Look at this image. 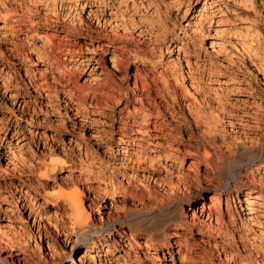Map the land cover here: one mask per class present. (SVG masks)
<instances>
[{
  "label": "clouds",
  "instance_id": "clouds-1",
  "mask_svg": "<svg viewBox=\"0 0 264 264\" xmlns=\"http://www.w3.org/2000/svg\"><path fill=\"white\" fill-rule=\"evenodd\" d=\"M194 2L0 0L30 33L0 30L14 106L0 99V250L38 264L46 241L45 264H60L57 240L78 228L54 194L73 191L79 230L99 233L86 264H264V161L237 168L226 192L214 183L238 145H264V110L231 99L240 50L222 53L236 45L214 24L256 31L264 51V0H205L184 25ZM193 191L214 194L196 215ZM141 210L152 226L133 219Z\"/></svg>",
  "mask_w": 264,
  "mask_h": 264
},
{
  "label": "rangeland",
  "instance_id": "rangeland-1",
  "mask_svg": "<svg viewBox=\"0 0 264 264\" xmlns=\"http://www.w3.org/2000/svg\"><path fill=\"white\" fill-rule=\"evenodd\" d=\"M211 2V0H209ZM205 7V0H199V3H193L192 9L187 13V17L184 18L183 24L188 25L189 23L195 24L198 14ZM88 10L86 9L85 12ZM181 12L184 9H180ZM214 27H217L218 31L223 32L222 39L230 40L233 44L236 45V48H232L231 45H223L221 47V52L226 55H232L236 49L240 50V60L233 65L232 75L236 81L235 86L232 87V96L231 99L236 100L237 98L241 101L246 102L248 105L252 106L251 111H254L257 117L260 116L261 111L264 110V71H261V68L264 67V51L261 50L259 46L260 35L257 34L254 30H233L230 26L225 25L223 29H220L217 25L214 24ZM0 30L7 31H16L19 35L21 41L25 39L26 33H28V25L21 23L16 17V11L14 9L7 12L0 11ZM43 34V33H41ZM214 43L212 39H207L204 41V46L211 51V45ZM180 44V39L177 38L172 41L173 47H178ZM219 54V53H218ZM37 57L35 54H32L31 59L35 60ZM236 57L233 56V60ZM111 63L109 62V67ZM21 75L23 71L21 70ZM223 79V77H221ZM192 91L191 88L188 89ZM33 95L36 96L37 93L35 90H31ZM199 96H196L195 99H199ZM0 99H3L9 107H14L10 96L3 94V88H0ZM46 103V97L43 98ZM20 106V100L17 99L15 107ZM19 114V113H18ZM71 114V113H70ZM87 134V132H86ZM11 136V134H9ZM249 149V150H246ZM0 151H3L0 149ZM238 159L232 161L226 165L225 169L221 171L219 176L215 179L214 183L217 185H223V191H228L230 185L235 180L236 169L245 166L247 164H253L257 160L264 161V145L251 147L249 145H238L237 146ZM261 152V153H260ZM0 163H7L6 160L0 161ZM55 167V164L53 165ZM56 199H64L72 207V223L79 226V223L82 224V221L85 219V214L83 208L81 207L80 211L83 213V218L81 222L77 221L75 212V203L71 196H77L73 191H60L54 194ZM188 198L194 201V206L191 209V214L196 215L197 207L203 209L209 207L214 194L209 196L205 200L201 194L197 191L190 192ZM221 207L226 208L227 202L226 199L221 203ZM181 211H187V209H181ZM28 217V213H25V218ZM135 219V217L133 218ZM136 220L139 223H144L147 226H152L155 222L153 218L150 217L149 213L141 210L136 215ZM89 227V226H88ZM79 231V228H78ZM78 231L74 232L68 237H60L57 240L59 248L57 251H62L61 256H57L56 259L60 264H86L84 257L89 249V243L83 244L79 241ZM41 255L44 256V261L38 262V264H45L48 261L49 256L53 255L51 248L47 246L46 241L41 245ZM0 258L6 260L7 264H24L25 255L18 248L15 247H4L0 250ZM80 259H82L80 261ZM36 260V256H33L28 264H32V261Z\"/></svg>",
  "mask_w": 264,
  "mask_h": 264
},
{
  "label": "bare ground",
  "instance_id": "bare-ground-1",
  "mask_svg": "<svg viewBox=\"0 0 264 264\" xmlns=\"http://www.w3.org/2000/svg\"><path fill=\"white\" fill-rule=\"evenodd\" d=\"M246 150H249L246 148ZM261 153V152H260ZM71 198L73 199V202L75 203V212L77 213L76 218L78 222L82 221L83 218V213L80 211L81 206L78 202V198L77 196H71ZM134 218V217H133ZM135 220H136V216H135ZM81 224L79 223L78 228L80 229ZM93 237H99V233L96 232L93 228H91L90 226H86V230H79L78 231V238L79 241L83 244L89 243L90 240ZM82 259H80L81 261ZM0 264H7L6 260H3L0 258Z\"/></svg>",
  "mask_w": 264,
  "mask_h": 264
}]
</instances>
